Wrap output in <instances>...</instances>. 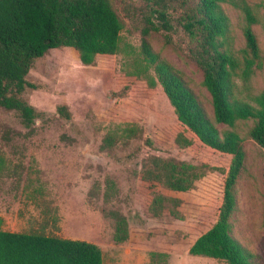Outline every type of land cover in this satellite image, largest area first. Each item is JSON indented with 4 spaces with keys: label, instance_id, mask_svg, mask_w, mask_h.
Returning a JSON list of instances; mask_svg holds the SVG:
<instances>
[{
    "label": "rangeland",
    "instance_id": "rangeland-1",
    "mask_svg": "<svg viewBox=\"0 0 264 264\" xmlns=\"http://www.w3.org/2000/svg\"><path fill=\"white\" fill-rule=\"evenodd\" d=\"M245 1L257 16L253 31L264 57V0ZM111 5L122 24L115 55L85 65L73 49L50 50L27 76L34 88L22 95L35 111L34 123L26 127L14 111L0 108V230L90 242L101 249L103 264H225L188 250L217 219L231 156L201 144L177 121L141 54L145 0ZM221 7L228 18L227 42L239 57L243 15L229 4ZM146 40L214 122L203 74L189 59L184 37L151 32ZM234 82L235 97L253 104L250 99L264 93V63L253 66L247 81ZM60 107L69 117L60 116ZM251 126L241 121L235 127L245 161L235 186L231 233L254 264H264V149L249 138ZM152 157L218 170H207L189 191L173 192L143 180ZM152 192L180 199V218L167 210L149 213ZM119 218L128 224L123 243L113 240Z\"/></svg>",
    "mask_w": 264,
    "mask_h": 264
},
{
    "label": "trees",
    "instance_id": "trees-1",
    "mask_svg": "<svg viewBox=\"0 0 264 264\" xmlns=\"http://www.w3.org/2000/svg\"><path fill=\"white\" fill-rule=\"evenodd\" d=\"M222 4L238 9L245 21L244 47L239 57L227 42L228 18ZM145 6L147 10L141 15V54L153 67L177 121L201 144L231 156L217 219L193 242L188 254L225 264H254L251 255L233 237L231 218L236 209L235 186L245 161L236 124L250 121L249 138L264 149V93L252 97L253 104L234 94V79L247 81L253 66L264 63L253 31L257 16L245 0H145ZM121 30L111 0H0V108L14 111L30 127L35 111L22 95L26 89L34 88L27 76L35 62L50 50L70 48L83 64L90 65L96 57L118 52ZM262 30L264 37V5ZM151 32L184 37L189 59L203 74L202 86L210 95L214 122L182 77L154 53L146 40ZM59 114L69 117L65 107L59 108ZM216 125L226 128L220 130ZM105 142L109 144L110 139ZM184 143L189 145L190 141L184 139ZM150 163L151 168L142 174L143 180L162 184L173 192L189 191L207 170H218L158 157H152ZM180 204V199L152 192L148 212L160 216L167 210L179 219ZM127 226L124 218L117 219L114 242L127 240ZM0 264H103V255L97 245L86 241L0 230Z\"/></svg>",
    "mask_w": 264,
    "mask_h": 264
}]
</instances>
